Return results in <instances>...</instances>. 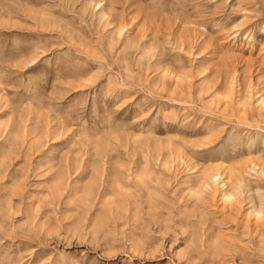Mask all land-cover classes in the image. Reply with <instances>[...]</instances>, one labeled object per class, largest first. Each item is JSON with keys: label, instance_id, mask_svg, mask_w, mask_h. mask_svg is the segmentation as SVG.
Here are the masks:
<instances>
[{"label": "rangeland", "instance_id": "1", "mask_svg": "<svg viewBox=\"0 0 264 264\" xmlns=\"http://www.w3.org/2000/svg\"><path fill=\"white\" fill-rule=\"evenodd\" d=\"M263 100L264 0H0V264H264Z\"/></svg>", "mask_w": 264, "mask_h": 264}, {"label": "bare ground", "instance_id": "2", "mask_svg": "<svg viewBox=\"0 0 264 264\" xmlns=\"http://www.w3.org/2000/svg\"><path fill=\"white\" fill-rule=\"evenodd\" d=\"M101 3H102V1H100L99 3H96L95 6H101ZM111 23H112V22H111ZM100 25H101V24H100ZM244 25H245V24H244L243 22H241L240 25H237V26H236V28H237L236 30H238V31L241 30V29L243 28ZM124 30H125L124 28H121V29H120L119 37L122 36V35L124 34ZM260 104L264 106V100L261 101ZM261 174L264 175V172L262 171ZM209 178L211 179V181H212L213 183H214V182H218L219 180L222 179V177H221L218 173H214V174H212ZM233 199H234V195L224 193L223 196H222V199H221V200H222V202H226V203H227V202H230V201L232 202ZM234 202H235V201H234ZM232 203H233V202H232ZM257 215H258V216H261L260 213H257Z\"/></svg>", "mask_w": 264, "mask_h": 264}]
</instances>
